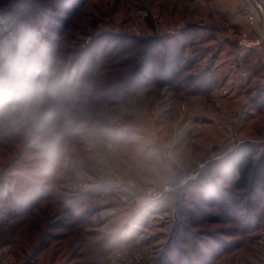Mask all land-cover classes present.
<instances>
[{
	"label": "rangeland",
	"instance_id": "obj_1",
	"mask_svg": "<svg viewBox=\"0 0 264 264\" xmlns=\"http://www.w3.org/2000/svg\"><path fill=\"white\" fill-rule=\"evenodd\" d=\"M29 3L36 18L65 17L55 0ZM66 34L76 51L143 41L133 67L153 42L154 70L91 106L102 125L80 130L56 185L63 203L41 202L16 232L22 219L4 210L0 264H264V0H91ZM25 147L23 164L0 148V198L30 207L48 186L34 178L41 149Z\"/></svg>",
	"mask_w": 264,
	"mask_h": 264
},
{
	"label": "clouds",
	"instance_id": "obj_2",
	"mask_svg": "<svg viewBox=\"0 0 264 264\" xmlns=\"http://www.w3.org/2000/svg\"><path fill=\"white\" fill-rule=\"evenodd\" d=\"M85 86L83 71L52 53L29 0H0V140L48 135L42 165L60 166L71 144L54 120L77 110Z\"/></svg>",
	"mask_w": 264,
	"mask_h": 264
},
{
	"label": "trees",
	"instance_id": "obj_3",
	"mask_svg": "<svg viewBox=\"0 0 264 264\" xmlns=\"http://www.w3.org/2000/svg\"><path fill=\"white\" fill-rule=\"evenodd\" d=\"M55 1L57 5V9L55 10L56 14H64L65 17H60L59 15L45 16L43 13H41V17H37V19L40 21L41 25H44L45 28L49 30L51 34L57 35L56 39L46 38V40L50 42V46H53V49H51L52 53L56 56L63 58L66 61H70L71 64L77 68L78 71H83L86 80V86L82 91V93H84V95H82V98L86 99V102H82V104L77 108V110L73 114L68 116L60 114L54 120V124L64 131L65 137L69 140L71 144V149L69 152L66 153L62 164L56 168L48 169L42 165H37L40 167L36 168V177L34 178H36L37 180H43V182L46 181V185L48 186V189L37 187V193L42 192V197L41 194L38 193L37 197L34 200L29 199L30 207H26L20 201H17V195H15L13 192L11 193L8 190L5 191L6 197H2V199L0 198V204H8V207L11 208L1 209L0 214L2 215H0V218L3 216L4 210H6L9 212V216L16 211V213H18L19 215H14V218L16 216V218L19 217L22 219L19 223V226L15 228L14 232L19 231L23 225H28V218L31 216L32 212L38 208L41 202H48L52 204L51 206H59L60 203H63L60 197L55 194V191L57 189L56 185L60 180L59 175L61 173L66 172L63 169V165L67 164L66 159L72 156L74 157L78 153L76 147L80 145L78 143V136L80 135V130L88 129L90 127L98 128V126L102 125L101 121L98 120L97 115H91V113H89L91 112V106H94L96 109L97 107H99L100 103L103 101V97L106 96L105 94L107 92V88L111 85L121 82L124 85V91H126L135 84H137L135 78L139 75H142L144 71L152 73L154 70V63L157 57L154 52H150V48L153 42L149 43L150 41H147V43H145L143 55L138 60L137 64L133 67L132 63L136 61L137 57V46L144 42H139L132 38H130L131 41L117 43L111 49H108L109 44L111 43V41H108L107 43L108 38L95 39L93 41L92 50L90 49V45L84 49L77 51L72 50L71 47L68 48L67 45L70 46L71 43L66 39V31L67 29H69V26L73 25V21H75L76 17L78 16L80 9L86 6L91 0ZM59 26H61L60 29H58ZM165 55H167L166 48H164L163 56L161 57V64L163 63L161 67L164 64L166 65V62L170 60H166ZM168 64L170 63L168 62ZM160 70L165 73V69L161 68ZM174 71L172 72V74H176L178 72V70L175 72ZM133 72H135V75H131ZM126 75L131 76L126 77ZM164 80L167 83L171 82V80L167 78ZM95 108H93V111ZM48 138V135H42L40 140H36L35 137L25 136L5 137L0 140V148H2V150L9 149L13 152L15 151L14 155L16 154V162L18 161V164H23L26 157L29 155L28 152L30 151V149H27V147H25V145L31 142H34L38 145V143H44ZM15 143L17 144V147H14ZM34 153L41 154V151H35ZM35 160H37L39 163H42V157H37V159ZM249 161L251 162V160ZM248 169L249 165L248 167L239 168L237 170V173L240 176V180L237 184L234 185L235 189H239L244 186V180ZM10 186L16 187V185ZM25 188L30 190L31 187ZM43 192H45L46 194L43 195ZM187 221H185L184 223L187 226V229H191L194 225H187ZM199 223H202V220H200ZM30 224H32L31 221L29 222L28 229H30ZM2 225L3 224L0 219V227ZM187 229L184 228L183 230L185 231ZM23 232L24 231H22V234H24ZM182 234L184 235V233ZM19 239L21 240L20 235ZM234 245H237V247L234 249L236 251V249L243 247V242L238 241L235 242ZM46 246L49 247V243H47ZM36 249H38V246L34 248V251H36ZM230 251V248L221 249L218 254L214 255L215 259L219 258L220 255L226 254ZM243 260H240V263H245ZM247 263L250 264V262Z\"/></svg>",
	"mask_w": 264,
	"mask_h": 264
}]
</instances>
